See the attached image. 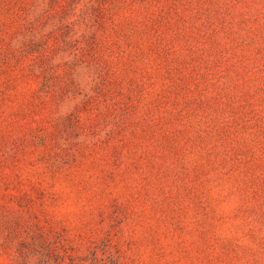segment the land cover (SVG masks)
Masks as SVG:
<instances>
[{
  "label": "rangeland",
  "instance_id": "obj_1",
  "mask_svg": "<svg viewBox=\"0 0 264 264\" xmlns=\"http://www.w3.org/2000/svg\"><path fill=\"white\" fill-rule=\"evenodd\" d=\"M0 264H264V0H0Z\"/></svg>",
  "mask_w": 264,
  "mask_h": 264
}]
</instances>
